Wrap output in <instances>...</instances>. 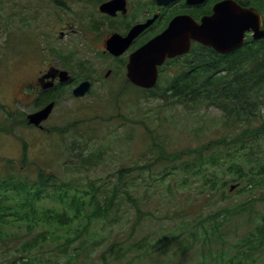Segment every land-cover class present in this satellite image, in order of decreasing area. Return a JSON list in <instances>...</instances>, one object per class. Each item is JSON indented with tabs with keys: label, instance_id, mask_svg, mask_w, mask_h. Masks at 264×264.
Here are the masks:
<instances>
[{
	"label": "rangeland",
	"instance_id": "obj_1",
	"mask_svg": "<svg viewBox=\"0 0 264 264\" xmlns=\"http://www.w3.org/2000/svg\"><path fill=\"white\" fill-rule=\"evenodd\" d=\"M99 1L0 0V175L13 160L14 171L21 176L35 178L41 167L58 177L74 178L80 186L87 187L94 181L102 193L114 188V174L120 167H136H131V178L137 185L129 188L136 202L124 199L129 207L121 213L122 222L114 225L115 231L107 233L102 244L77 264H102L103 253L108 255V234L115 233L131 234L132 241L146 238L151 245L147 251L141 249L144 253L136 259H125L127 264H232L230 258L241 264H264V235L259 232L263 226L264 233V168L251 173L253 178L239 180L234 189L231 185L236 182L225 187L220 183L211 193L203 183L205 178L195 175L185 181L179 168L182 162L191 160L193 152L167 156L213 142L206 151L209 156H219L221 163L216 168L211 166L208 174L229 180L234 173L224 164L237 150L234 145L222 148L216 140L233 139L244 126L253 128L252 122L227 126L223 113L214 106L193 109L178 103L165 92L164 86L175 74H169L168 69L154 91L136 85L130 90H117L114 81L118 80L120 63L101 48L104 33L120 30L125 22L139 20L150 10L151 15L162 13V21L155 25L159 30L170 15L191 7L185 3L160 7L155 0H129L133 5L130 15L114 20L100 13ZM40 54L71 66L72 76L84 70L96 78L92 90L83 97L62 90L42 129L27 122V114L42 99L28 96L31 90H20L22 83L43 66ZM108 67L116 70L113 79L105 77ZM252 144L256 152L251 161L255 162L260 153L257 161L264 165V133ZM88 156L93 160L84 163ZM238 159L246 171L255 164ZM227 202L237 208L239 202L245 205L236 215L221 216L224 224L217 231L214 221L206 216ZM7 231L0 237V264H19L21 258L27 261V256L37 264L54 255V250H48L49 243L43 244L44 251H24L23 243L37 229L29 233L17 225L8 226ZM132 252L134 257L140 250Z\"/></svg>",
	"mask_w": 264,
	"mask_h": 264
},
{
	"label": "trees",
	"instance_id": "obj_2",
	"mask_svg": "<svg viewBox=\"0 0 264 264\" xmlns=\"http://www.w3.org/2000/svg\"><path fill=\"white\" fill-rule=\"evenodd\" d=\"M182 57V60L175 63L180 70L168 80L171 90L165 92H169V97L193 109L214 106L223 113L225 125L234 126L244 122L251 125L252 122L253 128L244 126L233 139L216 140L217 145L223 144L222 148L234 145V150H237L232 152L233 159L228 164L223 163L228 171L234 173L229 180L225 176L221 180L220 176L216 178L208 174L211 166L216 168L221 163L219 156H209L206 151L213 142L205 146L207 149L203 146L186 148L167 156L181 157L183 152L194 153L191 160L182 162L179 167L184 172L185 181L195 175L201 176L206 179L203 183L211 193L217 190L220 183L225 187L229 182H236L231 185L236 188L239 180H247L249 176L253 178L251 173H256L257 168L261 172L264 168L257 161L260 153L256 154L259 158L255 162L251 161V156L256 152L253 139L264 133V41L248 42L228 54H221L211 47L195 43L190 52ZM257 121L260 123L256 124ZM67 130L65 128L63 131ZM238 158H246L251 165L255 163L251 171H246ZM91 160L92 157L88 156L84 158V163H90ZM25 162L26 158H23L22 164ZM14 163L9 160L6 171L0 175V237L8 234V226L22 225L29 233L37 229L36 234L23 243L24 251H44V243H49L48 250H54V255L47 261L41 260L37 264H77L82 256L87 258L90 250L102 244L107 233L115 231L114 225L122 222L121 213L128 206L124 199L136 202L129 189L137 185L135 178H131L133 166L120 167L114 174V188L110 191L102 190L101 193L100 186L94 181L87 187L80 186L74 178L58 177L54 171H46L41 167L35 178L21 176L14 171ZM227 203L216 213L211 212L206 216L214 221L215 228L212 226V229L219 231L222 228L224 220L220 219L221 216L228 218V215H236L242 211L241 202L238 203V208L231 202ZM244 205L243 203L242 208ZM140 212L142 211L139 210ZM136 226L137 220L133 228ZM101 229L106 232H100ZM262 230L263 226L259 232L264 235ZM130 236L131 234H108V255L103 253L102 264H127L124 263L125 259H136L144 253L141 249H150L151 245L146 238L132 241ZM135 248L140 252L133 257L132 250ZM230 261L232 264H241L233 258ZM19 264H35V261L27 256V261L21 258Z\"/></svg>",
	"mask_w": 264,
	"mask_h": 264
},
{
	"label": "water",
	"instance_id": "obj_3",
	"mask_svg": "<svg viewBox=\"0 0 264 264\" xmlns=\"http://www.w3.org/2000/svg\"><path fill=\"white\" fill-rule=\"evenodd\" d=\"M176 0H156L159 5H168ZM202 0H186L188 4L199 3ZM126 0H106L99 9L102 12L115 15L116 11H125ZM158 14L144 23L133 26L127 36L113 34L107 41V49L113 54H121L131 41L146 27L150 26ZM261 15L252 8L241 6L236 0H221L214 5L213 13L204 15L200 20L190 13L175 15L167 27L152 37L130 55L128 77L136 85L151 88L158 80L159 66L166 58L176 57L189 52L192 42H200L211 46L220 53H228L240 47L245 41V30L253 27L255 37H264L261 28ZM89 81L81 83L73 93L84 96L89 90ZM55 102H50L43 108L27 115L28 124L41 126L49 117ZM233 188V187H232Z\"/></svg>",
	"mask_w": 264,
	"mask_h": 264
},
{
	"label": "flooded vegetation",
	"instance_id": "obj_4",
	"mask_svg": "<svg viewBox=\"0 0 264 264\" xmlns=\"http://www.w3.org/2000/svg\"><path fill=\"white\" fill-rule=\"evenodd\" d=\"M105 0L99 1L98 4V10L100 13L103 14L105 18L108 19H114L117 20L119 18L125 19L127 16L130 15L133 5L129 0H126V5H125V11L122 9H119L116 11L115 15H111L109 13L102 12L99 9V6L102 2ZM221 0H202L199 3H194V4H188L186 3V0H176L169 5L166 6H161L157 5L160 7H171L176 4H182L185 3L187 6H190L191 8L189 10H182L180 12H176L173 15H170L167 20L165 21L166 24L162 25L159 30H155V25L160 23L162 21V13L160 12H155L154 14L151 15V10L148 12L147 15L142 16L139 20L138 18L131 20V22L127 21L124 23L123 28L120 30H109L106 33H104V36H101V42H102V50L108 55V57L111 58V60H116V62L120 65H118V68L120 71H117V76L118 80L117 82L114 81V85L116 86L117 90H125L131 86H135L136 84L131 81L128 77V63L130 60V55L136 51L138 48H140L142 45L147 43L152 37L163 31L169 21L172 19L177 14L181 13H190L193 15L196 19L200 20L204 15L211 14L213 13V8L214 5ZM241 6L243 7H249L252 8L254 11L258 12L261 15V28L264 29V0H236ZM184 9V7H182ZM155 14H158V17L155 19V21L145 29H143L130 43V45L121 53V54H113L107 49V41L109 38L115 34L119 33L123 36H127L131 29L133 28L134 25L137 23H144L146 22L149 18L153 17ZM136 16V14H134ZM71 24H69L70 28ZM92 30L98 31L97 27H93ZM155 31V32H154ZM245 41L244 44H247L248 42H254V43H259L264 41V38H256L255 37V31L253 27L247 28L245 31ZM64 35V32L61 31V37ZM194 43L198 42H193ZM201 44V43H199ZM203 45V44H202ZM242 45V46H243ZM205 46V45H204ZM210 47V46H208ZM212 48V47H211ZM43 57V66L41 68H38L37 70L34 71V73L30 76L29 79L24 81L21 85L20 90H31V93L27 94L30 97H37L42 99V106L37 107L35 110H38L45 105H47L50 102H55L54 107L56 106L57 103V98L62 92V90H75L81 83L85 81H89L90 87L88 90H92L96 78L93 77L94 74L90 73V71H84L83 67L81 68L83 70L82 73H77V76H72V67L67 66L66 64H62L60 62L54 61L49 58V56L46 54H40ZM39 55V56H40ZM180 56V57H179ZM177 57H171V58H166L165 62L159 66V75H158V82L154 87L151 88H145L136 85V87L142 89V90H155L159 87L160 80L162 79V74L163 71H166L167 69L170 70L169 72L175 71L176 73L177 70V65L175 63L179 62V60H182V56L184 55H179ZM40 58V57H39ZM41 59V58H40ZM122 68V70L120 69ZM171 74V73H169ZM116 75V70L112 67H108L106 72H105V77L106 78H114ZM165 89L171 90L169 88L168 84L164 86ZM61 95V94H60ZM34 110V111H35Z\"/></svg>",
	"mask_w": 264,
	"mask_h": 264
}]
</instances>
